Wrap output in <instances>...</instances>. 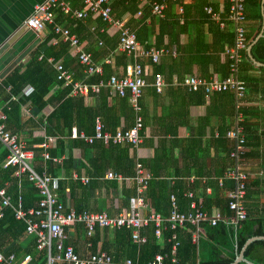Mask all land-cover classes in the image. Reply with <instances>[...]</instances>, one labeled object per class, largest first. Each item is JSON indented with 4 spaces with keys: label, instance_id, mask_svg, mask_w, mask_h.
Wrapping results in <instances>:
<instances>
[{
    "label": "trees",
    "instance_id": "1",
    "mask_svg": "<svg viewBox=\"0 0 264 264\" xmlns=\"http://www.w3.org/2000/svg\"><path fill=\"white\" fill-rule=\"evenodd\" d=\"M158 1L162 2L164 0ZM209 1L199 0L197 4H194L195 2L192 1L186 3L184 6H194L199 11L200 19L207 21L217 29L219 28L221 34L227 33L223 37L222 44L219 48V50H222L224 49L226 40L228 41L229 39L231 43L233 42L235 31L233 28L231 32H224V29L219 27V23L213 19L211 14L205 12L204 6L211 4ZM139 2L140 0H113L112 2L116 17H121L128 11L132 14L129 19V24L137 29L139 41L145 42L149 39V25L147 23L149 17L152 19L151 23H160L161 32L157 39L158 47L163 44L164 34L170 32V26H172L171 29L176 28L178 34L182 30H187L185 29L187 21L184 24L185 26H182L180 15L176 12V1L170 2L164 18L152 15L149 5L144 8V14L142 16L135 17L134 15L139 9ZM179 2L184 3L185 1L180 0ZM252 5L255 8H260L261 0H246L247 10L252 8ZM215 7L218 9L217 4ZM56 12L57 14L60 13V16L64 14L60 10H56ZM225 15L223 14L221 16L220 14L222 20H225L226 26L227 23L232 24V21L227 18L228 14ZM58 17L57 15L56 21L59 22ZM100 21L103 23L106 22L102 18H100ZM167 26H169V32H166ZM251 35L249 36L251 37ZM56 36V33L50 26L46 36L32 51L31 59L26 69L20 72V68H16L2 80L0 84V105L7 104L5 107H9V109H5L8 116L6 121L7 129H11L13 133L28 134L26 137L27 146L35 151L34 166L38 171L46 170L51 176L56 177L58 182L53 190L57 194L58 199L64 203L69 201L78 211L86 209L96 211L107 210L104 202L107 201L108 197L114 198L118 195L119 183L115 179H105L106 171L114 169L126 177L134 178L136 175V165L138 162H141L152 174L146 194L150 209L161 213L165 217L168 216L171 209L170 194L174 191L180 211H188L192 199L185 194L188 188L184 186V181L179 179L181 175L180 171H168L164 175L159 171L161 168H166V164L170 163L171 159L174 158L173 150L176 144L175 142L172 145L163 136L159 141V146L156 148V154L150 159H140L136 157L135 153L132 156L130 155V148L136 146L131 143L110 142L106 144L101 139L88 142L81 136L72 137V129L74 126L77 127L78 132L83 131L87 135L94 134L96 132L95 124L97 117L101 118L105 129L111 132H116L120 127L127 128L126 126L134 125L136 112L130 104L128 96L112 95L108 87H103L100 93L94 95L96 97L95 104H89L84 96L71 95L72 85H64V82L58 79V70L55 67V62L62 59L67 68L70 67L74 70L76 80H81L85 76V66L79 62L78 58L72 57V54L69 52V44L61 38L57 40L56 44H49V41ZM113 40L114 38L106 41L99 53L105 52L106 54L110 52L109 50L115 49L118 46V41L114 42ZM177 46L180 47L179 43H177ZM208 48L211 51L218 49L216 44L214 46L208 44L205 47L197 45V50L203 51V54L206 53ZM253 54L257 60L264 62L263 39H260L254 44ZM51 57L53 59L50 60ZM119 57L126 64V52H120ZM153 64L155 65V72L152 78L154 80L155 75L161 72V66L154 62ZM249 67H253V64L249 57L245 55L240 68L242 79L245 78L242 75L243 70L245 68L247 70ZM113 71L111 65L104 64L103 73L90 75L87 81L98 82L101 79L107 80ZM228 71L229 60L227 61L226 74L229 73ZM26 86H30L31 91L27 94H21ZM8 87L10 88L8 89ZM149 94L157 95L155 86L150 85L140 99V104L143 109L141 113L144 119V129L142 130L144 137L145 126L149 122L150 117L147 108ZM15 95H19L17 100H13V96ZM27 102L30 104V110L33 115L32 117L30 116V122L28 119L24 120L21 113L22 105ZM48 104H53L54 109L49 114H44L43 110ZM240 108L241 106L238 109ZM122 121L125 122V126H120ZM28 125L31 126V129L27 131L26 127ZM35 127L43 128L46 137H34L32 135V129ZM225 132L222 131L220 141L224 140L222 136L225 135ZM50 137L56 138V144L49 145L47 148L39 146ZM78 147L83 151V158H76L74 156V150ZM44 151L49 153V158L43 156ZM7 154L8 149L0 144V183L2 186L11 183L8 192L16 198L19 193V179L14 176L16 167L9 166L4 168L2 166ZM55 157H63L64 159L59 163L54 159ZM63 168L65 169V176H62ZM74 169H77L80 173H83V170H85L86 174L90 176V181L85 184L80 180L74 179L72 177ZM223 169L224 167H222L220 175L223 174ZM173 177L178 179L175 180V184L172 186L169 180ZM21 179L24 202L25 206L28 207L35 204L41 198V195L38 194V190L27 179L26 175ZM136 187L135 181L130 187L125 186V184L123 185L122 197L124 206L130 205L133 196L136 195ZM221 191L222 189L218 193L220 195L219 204L223 208L224 214L231 215L232 210L229 208L226 198L221 195ZM216 192L217 189L214 193ZM210 198L211 201L206 203V208L211 210L216 204V201L215 197L210 196ZM94 199L97 202L96 206L91 205V201ZM108 212H114L112 207L111 210L108 209ZM202 227L203 232L199 234L198 240L194 242L192 231L195 227L190 224L176 229H171L170 225H168V228L163 230L161 237L156 236V227L154 224H151L144 229L147 235V241L143 244H137L133 241L132 229L122 227L113 230V242H116L118 245L117 252H110L109 246H104L103 248L108 250L107 252L111 253L116 260H119L121 256L119 250L125 247L128 251V257L134 261L146 263L153 259L159 252H170L175 241L170 239L176 233L180 241L178 256L186 264H231L236 260L242 249H244L249 238L253 236H264L263 219H252L248 217L237 224H231L223 220H220L216 225L203 222ZM77 230H79L76 236L77 238L87 239L88 235L82 224L77 225ZM25 231L26 223L16 219L13 208L7 207L3 217L0 218V247L8 239L11 242L5 251L6 254L15 252L18 259H22L29 254L33 256V260L29 264H42L45 261V251H39L36 244V236L26 235ZM97 240L98 237H94V248ZM68 243H73L75 250L79 252L77 242L74 238L70 239ZM244 253L245 259L239 261L237 264H264V238L253 240L246 247Z\"/></svg>",
    "mask_w": 264,
    "mask_h": 264
},
{
    "label": "crops",
    "instance_id": "2",
    "mask_svg": "<svg viewBox=\"0 0 264 264\" xmlns=\"http://www.w3.org/2000/svg\"><path fill=\"white\" fill-rule=\"evenodd\" d=\"M42 1L43 0H0V78L2 80L16 68H20V72H23L26 69L28 62L31 59L32 51L48 33L49 28L45 31L44 35L40 36L23 25L24 20L32 13L34 7ZM70 1L74 7L80 8L83 5L82 0ZM184 1V3L176 1L177 4L175 8L176 12L180 15V22L183 24L182 26H185L184 24H186L187 21V26H185V29L187 30H182L178 34L176 28L171 29L172 26H170V33L169 26H167L166 32H169L170 34H164L163 44L159 48L167 46L171 51L174 50V53L163 55L160 62L156 63L161 66L160 73L164 75L169 84L161 92L157 91L156 96L149 94L147 98V108L150 117L149 122L146 123L145 126V137L143 136V141L139 145L130 148V155L132 156L135 153L137 158L150 159L156 154V148L159 146V141L163 136L168 140V143L173 145V142H175L176 144L174 145L173 150L174 158L171 159L170 163L166 164V168H161L159 171L164 175V173H167L168 171L179 170L181 173L179 179L184 181V186L188 188L185 194L192 199L191 203L195 201L197 205L202 206V208L208 212L217 210L223 212V208L219 204L220 195H218V193L222 189L221 195L226 198L228 203L229 199L227 192L234 186L233 182L229 179L225 181L224 186H221L219 183L226 168L233 165L235 162L230 155V152L235 147V140L228 137L227 131L234 125L238 112H242L244 114L243 125L245 127L247 144V151L243 160V168L249 174L246 194L248 217L264 220V62L257 60L253 54L254 44L260 39L264 40V0H261L260 8H255L252 5V8L247 10L249 18V35H252L250 37L251 41L249 47L245 51V55L249 57L253 67H249L247 70L245 68L242 73L243 77L245 76L243 79L246 81L247 89L239 111L237 108L236 97L232 90L214 92L208 95L203 89L192 91L175 82L176 79L180 81L186 75L195 73L207 79L213 77L223 78L229 74H226L228 59L224 53L225 47L231 43V40H226L224 43V49L219 50L223 37L226 36L227 33L221 34L219 28L217 29L207 21L200 19L199 11L196 10L194 6H184L186 3L192 1L195 2L194 4H197L199 0ZM168 2L170 4V2L172 3L173 1L168 0ZM209 2L213 5L215 11L219 12L221 16H223V14H228L229 5L226 0H210ZM216 4L218 5V9L215 7ZM146 6L147 5H145V7ZM180 6L183 7V13L179 10ZM113 14L115 15L116 12L113 11ZM57 15L59 16V23L69 27L79 36L83 49L90 52L98 64L102 65V67L104 64L111 65L114 70L112 74H121L124 72L125 67L131 58L127 55L126 64L123 63V60L119 59L120 52H124L119 48V33L109 27L106 22H101V17L89 16L85 19H77L66 16V14L60 16V13L57 14L56 12V18ZM131 16L132 14L128 11L121 17L130 19ZM147 23L149 25L148 31L150 40L148 39L149 41L146 40L145 42H140L144 47H158L157 39L161 32L160 23ZM219 27L224 29V32L233 31L232 24L227 23L226 27L222 28L220 25ZM112 38H114V42L118 41V46L113 50H109L110 52L106 54L105 52L99 53L106 41H109ZM53 39L54 38L49 41V44L57 43V41H54ZM253 40H255V42L253 43L252 48L249 49ZM101 41L103 42L102 44L100 43ZM177 43H179L180 47L177 46ZM208 44H211V46L216 44L218 49L211 51L208 48L205 54H203V51L197 50V45L205 47V45ZM72 57L77 58L75 55H72ZM51 59L53 58L51 57L50 60ZM140 60L143 65L150 70V75L147 77L150 84L145 88V94L150 85L154 86V80L152 78L155 72V65L150 58L142 56L140 57ZM69 69L74 73L72 68L69 67ZM9 88L10 87H8V89ZM30 91L31 87L26 86L21 94H27ZM18 98L19 95L13 96V100H17ZM86 101L89 104H95L96 97L92 96L86 98ZM5 106H7V104L0 105V110L7 115L5 109H9V107ZM53 109V104H48L43 112L44 114H49ZM21 113L24 120L28 119L30 122V116L32 117L33 115L30 110L29 102L22 105ZM6 117L8 118V116ZM7 118L5 119V124ZM29 125L26 127L27 131L31 129V126ZM120 126H125V122L122 121ZM126 127L128 128L131 126ZM9 130L12 131L11 129ZM222 131L226 132L225 135L222 136L224 140L220 141ZM16 134L27 143L26 137L28 134ZM32 135L34 137H46L45 130L40 127L32 129ZM51 138L53 139L50 141V145L56 144V138ZM74 156L76 158H83L82 149L79 147L75 148ZM59 158H61V160L58 162L61 163L64 158ZM222 167H224V171L223 174L220 175ZM144 169L152 176L150 170L146 167H144ZM109 170L115 171L114 169ZM109 170L105 173V179H108L106 174ZM73 172H77L80 176H88L90 181V176L86 174L85 170H83V173H80L77 169H74ZM62 176H65L64 168L62 169ZM74 179L80 180L85 184L89 182H84L81 178ZM176 179L178 178H170V185L173 186ZM134 181V178L131 177L118 181V195L114 198L108 197L107 201L104 202L107 206V210L101 211L108 212V209L111 210L112 207L114 212L108 213L115 215L121 213L125 209H129L131 202L129 206H124L123 203V185L125 184V186L130 187ZM10 185L11 183H7L4 186H6L8 190ZM19 189H21L23 193V186L21 188L19 187ZM216 189L217 192L214 193ZM172 194H175L174 191L171 192L170 199ZM12 196L14 197V195ZM210 196L215 197L216 201V204L211 210L206 208V203L211 201ZM38 201L31 206L36 205ZM65 204L76 209V207L72 206L69 201ZM96 204L97 202L95 199L91 201V205L96 206ZM120 208L122 209L120 210ZM86 210L90 212H98L96 210ZM77 225L69 228V240L72 238L76 240L81 255H86L95 250H106L103 248L104 246H109L111 250L110 252H117L118 245L116 242H113V230L111 231L109 228H97L93 237L88 236L87 239H83L76 237L79 233ZM82 225L84 226V224ZM25 232L27 235V231ZM94 237H98V240L95 243L96 249L93 244ZM10 242L11 241L7 239L6 242L1 245L0 249L4 253ZM70 244L75 246L73 243ZM245 249L246 247H244L239 253L234 261L236 262L235 264L241 261L238 260V257L242 253L245 256ZM119 251L121 252L119 260L128 258L127 248L123 247L122 250L120 249ZM11 253L16 255L15 252Z\"/></svg>",
    "mask_w": 264,
    "mask_h": 264
},
{
    "label": "built area",
    "instance_id": "3",
    "mask_svg": "<svg viewBox=\"0 0 264 264\" xmlns=\"http://www.w3.org/2000/svg\"><path fill=\"white\" fill-rule=\"evenodd\" d=\"M82 7H74L70 0H43L34 7L32 13L24 20L23 25L33 30L35 33L44 35L51 26L56 33L54 41L59 38L69 44V52L75 55L81 64L85 66V76L81 80H76L73 71L64 65L63 60L55 62L58 70V79L64 85H72L71 95L92 97L100 93L103 87L110 88L112 95L128 96L129 102L136 112L135 123L128 128H118L116 132L105 129L101 118H96L95 130L92 135L85 132H78L77 127L72 129V137L81 136L88 142L96 139L103 140L106 144L131 143L139 145L143 141L142 130L144 129V119L140 99L145 88L150 84L147 77L150 75L148 67L143 65L140 57L150 58L154 63H159L162 56L174 53L168 47H144L138 40L137 30L129 24L126 17H116L113 14V0H82ZM180 1V0H172ZM229 5L227 18L232 21L235 31L233 42L225 49V56L229 60V74L223 78H204L199 74L186 75L183 80H175L176 83L186 86L189 90L197 91L203 89L208 95L214 92L232 90L236 97L237 108L241 106L242 99L246 94V81L240 76L241 63L245 57V51L250 44L249 18L247 16L246 0H226ZM145 5L151 8V14L164 18L169 5L168 0H140L139 9L135 17L144 14ZM205 11L215 19L223 28L226 26L220 13L216 12L211 4L204 6ZM56 10L77 19H85L89 16L101 17L109 24V27L119 33V48L127 53L131 58L125 70L121 74L114 73L107 80L101 79L98 82H88L87 78L95 73L102 74L103 67L98 64L92 54L83 49L79 36L69 27L56 21ZM183 13V7L180 6ZM149 17L147 22L151 23ZM103 43L102 41L100 42ZM2 79L0 78V84ZM169 83L163 74L157 73L153 85L158 92H161ZM239 111V109H238ZM7 115L0 110V144L8 149L7 157L2 166L7 168L15 166L14 176L22 187V177L27 176L41 195L38 203L34 206L25 207L22 190L19 189L17 198L8 193L6 186L0 183V218L3 217L5 209L12 207L16 219L26 223V231L30 235L36 236L37 248L45 251V261L42 264H186L178 256L180 241L174 233L170 240H175L170 252H159L155 257L146 263L134 261L132 258L116 260L114 256L103 250L92 251L86 255H81L75 247L68 243L70 238L69 228L77 224H84L87 235L94 236L97 228H109L111 230L127 227L132 229V239L137 244L147 241L144 229L151 224L156 227L155 234L161 237L163 230L170 225L171 229L190 224L195 229L192 231L194 242L198 240L199 234L203 232L202 223L209 222L216 225L220 220L231 224H237L248 218L246 206V194L248 189L247 180L249 174L243 168V160L247 151L245 127L243 125L244 114L238 112L236 121L231 129L227 131L228 137L235 140V147L230 152L234 159V164L227 167L224 175L220 178L221 186L226 180H231L234 184L229 189L228 205L232 210L231 215H226L220 210L208 212L195 201L191 203V208L186 212H181L175 194L171 195V210L168 216L152 211L147 202L146 194L151 175L145 171L141 162L137 163L136 175V195L131 200L129 209L121 213L110 215L105 211L90 212L87 210L77 211L60 201L53 189L57 186L56 177L51 176L46 170L41 173L33 165L35 157L34 149L28 148L27 143L18 134L7 129L5 119ZM49 138L39 146L49 147ZM45 158H49L47 151L43 152ZM59 161L61 158L55 157ZM74 178H81L84 182L89 181L88 176H80L73 172ZM108 179L122 181L127 177L124 174L109 170L106 174ZM192 195V194H190ZM33 260L31 255H27L18 260L14 253L5 254L0 249V262L5 264H29Z\"/></svg>",
    "mask_w": 264,
    "mask_h": 264
},
{
    "label": "water",
    "instance_id": "4",
    "mask_svg": "<svg viewBox=\"0 0 264 264\" xmlns=\"http://www.w3.org/2000/svg\"><path fill=\"white\" fill-rule=\"evenodd\" d=\"M255 42V40H253L251 43V46H250V48L249 49H251L252 48V45H253V43ZM250 56H251V54H250ZM264 236H253V237H251V238H249L248 239V241L246 242V245H245V247H247L253 240H255V239H258V238H263ZM245 259V256H244V254L242 253L239 257H238V260H244ZM236 262H234L233 264H235Z\"/></svg>",
    "mask_w": 264,
    "mask_h": 264
}]
</instances>
